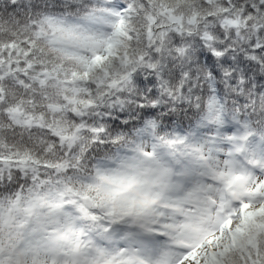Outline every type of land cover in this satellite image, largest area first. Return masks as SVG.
Here are the masks:
<instances>
[{"label": "snow or ice", "instance_id": "obj_1", "mask_svg": "<svg viewBox=\"0 0 264 264\" xmlns=\"http://www.w3.org/2000/svg\"><path fill=\"white\" fill-rule=\"evenodd\" d=\"M0 264H264V0H0Z\"/></svg>", "mask_w": 264, "mask_h": 264}]
</instances>
